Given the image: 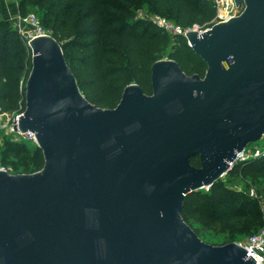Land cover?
<instances>
[{"label":"water","instance_id":"1","mask_svg":"<svg viewBox=\"0 0 264 264\" xmlns=\"http://www.w3.org/2000/svg\"><path fill=\"white\" fill-rule=\"evenodd\" d=\"M235 3L241 14L186 32L204 76L158 60L152 94L129 84L114 108L84 95L52 35L30 40L16 128L35 133L45 163L0 171V264H256L181 214L264 134V0Z\"/></svg>","mask_w":264,"mask_h":264},{"label":"trees","instance_id":"2","mask_svg":"<svg viewBox=\"0 0 264 264\" xmlns=\"http://www.w3.org/2000/svg\"><path fill=\"white\" fill-rule=\"evenodd\" d=\"M28 6L36 7L42 26L61 44L84 95L100 107H116L125 87L132 83L152 94L151 67L169 45V58L188 75L203 76L207 69L184 35L167 32L150 15L167 17L184 28L205 30L217 14L213 0H20L23 17ZM143 8L148 10L147 16L138 14ZM26 42L15 23L3 18L0 1L1 112L25 110L26 82L32 67V51ZM4 145L0 159L14 167L12 173H34L43 168L44 155L38 146L31 148L9 135L4 137ZM190 161L201 165L199 156ZM227 175L248 181V186L264 183V155L235 162ZM248 186L237 189L219 179L208 190L187 194L181 214L192 228L190 221L194 220L209 229L220 227L232 236L254 218L255 230L249 233L253 234L262 227L263 217Z\"/></svg>","mask_w":264,"mask_h":264},{"label":"built area","instance_id":"3","mask_svg":"<svg viewBox=\"0 0 264 264\" xmlns=\"http://www.w3.org/2000/svg\"><path fill=\"white\" fill-rule=\"evenodd\" d=\"M16 3H19L20 0H14ZM217 7V14L214 20L212 21V26L216 23L228 21L230 17L237 16L242 13L244 10V4L236 5L235 0H213ZM146 14V13H144ZM148 15V14H146ZM153 22L158 25L159 27L163 28L169 33L172 34H182L186 35V32L190 30L189 28H184L171 19L161 16V15H150ZM22 20L26 21L32 26V31L30 32L29 37L27 38L28 43L32 38L39 35H51V31L46 29L42 26L38 15L35 13L27 14L26 16L22 17ZM210 28V27H209ZM197 29V28H196ZM201 30V29H200ZM22 87V83H21ZM24 111L18 112H1L0 111V127L7 129L11 134L15 137L20 139H28L36 143V135L34 132L27 131L21 132L16 126L18 125L19 118L23 114ZM4 116H8V120L3 122ZM16 138V140H17ZM261 139L264 140V134L262 135ZM37 144V143H36ZM264 155V147H255L254 149H247V147L240 153H238V157L235 162L239 160H246L251 157H259ZM233 162L231 165L235 164ZM0 171H7L12 173L9 168L0 164ZM249 195L256 199L260 205L261 212L264 218V193H261L255 188H250L248 190ZM242 245L247 253L248 256L251 255L255 259L256 264H264V226L260 228L257 232L251 234L246 241L238 242Z\"/></svg>","mask_w":264,"mask_h":264},{"label":"rangeland","instance_id":"4","mask_svg":"<svg viewBox=\"0 0 264 264\" xmlns=\"http://www.w3.org/2000/svg\"><path fill=\"white\" fill-rule=\"evenodd\" d=\"M18 7H19V3H18ZM26 12H27V14L35 13L36 15H38V17H40V15H41L37 11L36 7H34V6H28L26 8ZM138 12H139L138 14L142 15V16L145 15L144 13L148 14V10L145 8L140 9ZM22 17L23 16L20 14V11H19V13L15 15V19L11 20V21L15 23L16 28L21 32L23 37L27 40V38L30 35V32L32 31V26L29 23H27L26 21L22 20ZM195 28H197V27H195ZM26 43L28 44V41ZM171 48H172L171 45H169L166 48L165 53L163 54V56L160 60H169L170 59L168 53H169ZM31 64H32V61H31ZM11 114H12V112L10 113V115ZM7 120H8V116H4L2 123L6 122ZM6 135L12 136L14 139L17 138L13 134H11L7 129L0 127V151L2 149H4V147H5L4 137H6ZM17 140L23 141L24 144H26L27 146H29L31 148L37 147V145L31 140L20 139V138H17ZM257 146L264 147V140L260 139L256 142L249 143L247 145V149L248 150L254 149ZM0 164L9 168V170L11 172L14 171V167L12 165L2 163L1 159H0ZM221 179L223 181L227 182L229 185H231L237 189H246L248 184H249L248 181H243L240 178L230 179L227 174H225ZM252 184L253 185L248 186L249 190H250V188L253 187V188L257 189L258 191L261 190L262 191L261 193H264V183L263 182L262 183L256 182L255 184L254 183H252ZM206 190H208V189H206ZM262 217H263V214H262ZM255 220L256 219L252 218L247 223H245V225L241 229L235 231L236 233L234 236H232V234H230L228 231H222L220 229V227H216L214 229L213 228L209 229V228L202 226L201 224H199L198 222H196L194 220H191L190 222L193 225V228L195 230H197V233L202 240H204L205 242H208L210 244H213V245H224V244H227L229 242H244V241H246V239L251 235L249 233L255 230V227H253V224L256 223ZM262 223H263L262 224V227H263L264 226V218L262 220ZM231 238H233L232 241H230Z\"/></svg>","mask_w":264,"mask_h":264},{"label":"crops","instance_id":"5","mask_svg":"<svg viewBox=\"0 0 264 264\" xmlns=\"http://www.w3.org/2000/svg\"><path fill=\"white\" fill-rule=\"evenodd\" d=\"M2 3V16L7 20H14L19 13L18 3L14 0H0Z\"/></svg>","mask_w":264,"mask_h":264},{"label":"flooded vegetation","instance_id":"6","mask_svg":"<svg viewBox=\"0 0 264 264\" xmlns=\"http://www.w3.org/2000/svg\"><path fill=\"white\" fill-rule=\"evenodd\" d=\"M205 72H206V71H205ZM204 75H205V74H204ZM204 75H203V76H204ZM121 98H122V97H121ZM246 147H247V146H246Z\"/></svg>","mask_w":264,"mask_h":264}]
</instances>
